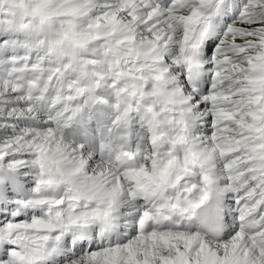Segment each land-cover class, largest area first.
Returning <instances> with one entry per match:
<instances>
[{
	"label": "snow or ice",
	"instance_id": "obj_1",
	"mask_svg": "<svg viewBox=\"0 0 264 264\" xmlns=\"http://www.w3.org/2000/svg\"><path fill=\"white\" fill-rule=\"evenodd\" d=\"M0 264H264V0H0Z\"/></svg>",
	"mask_w": 264,
	"mask_h": 264
}]
</instances>
